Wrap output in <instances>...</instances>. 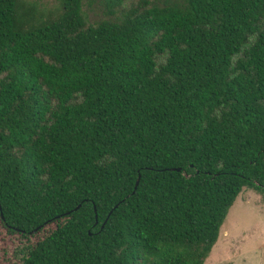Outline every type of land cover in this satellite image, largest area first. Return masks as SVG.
Wrapping results in <instances>:
<instances>
[{"label":"trees","instance_id":"obj_1","mask_svg":"<svg viewBox=\"0 0 264 264\" xmlns=\"http://www.w3.org/2000/svg\"><path fill=\"white\" fill-rule=\"evenodd\" d=\"M243 188L264 194V0H0L13 264H204Z\"/></svg>","mask_w":264,"mask_h":264},{"label":"rangeland","instance_id":"obj_2","mask_svg":"<svg viewBox=\"0 0 264 264\" xmlns=\"http://www.w3.org/2000/svg\"><path fill=\"white\" fill-rule=\"evenodd\" d=\"M21 242L0 226L1 264H13L14 250ZM204 264H264V194L241 190Z\"/></svg>","mask_w":264,"mask_h":264},{"label":"water","instance_id":"obj_3","mask_svg":"<svg viewBox=\"0 0 264 264\" xmlns=\"http://www.w3.org/2000/svg\"><path fill=\"white\" fill-rule=\"evenodd\" d=\"M176 170H179V168H176ZM139 177L140 175H138L137 179H136V182H135V185H134V190L136 189L137 185H138V182H139ZM79 207V205H77L74 209H77ZM108 217V216H107ZM107 219V218H106ZM105 219V221H106ZM103 226V225H102Z\"/></svg>","mask_w":264,"mask_h":264}]
</instances>
